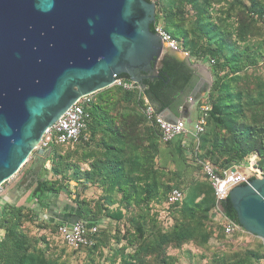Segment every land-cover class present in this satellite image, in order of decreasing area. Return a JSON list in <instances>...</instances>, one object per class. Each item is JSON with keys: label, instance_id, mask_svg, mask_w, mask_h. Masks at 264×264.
Instances as JSON below:
<instances>
[{"label": "trees", "instance_id": "obj_1", "mask_svg": "<svg viewBox=\"0 0 264 264\" xmlns=\"http://www.w3.org/2000/svg\"><path fill=\"white\" fill-rule=\"evenodd\" d=\"M153 1L156 23H161L178 41L182 51L198 60L207 59L211 65V88L197 103L208 104L210 110L196 149L190 137L187 148L179 138L161 142L158 130L147 122L141 108L146 96L159 110L176 109L160 99V91L167 87L164 73L169 78L176 75L171 63L177 60L165 58L160 76L144 80V91L113 85L94 93L86 107L90 113L88 140L77 143L78 147L83 143L81 159L89 162L87 170H81L77 163L62 164L70 152L77 153L76 149L62 155L64 145H52L51 171L59 178L38 182L31 196L42 205L46 195L64 191L71 200L65 223L84 220L88 228L97 226L95 235L87 234L94 239L92 245L74 248V251L84 248L91 258L90 264H97L92 258L94 251L110 238L112 227L121 232L120 238L125 243L116 249L118 255L110 259V264H172L173 257L166 253L170 245L178 248L192 242L206 253L210 238L223 239V218L221 222L211 218L216 199L209 181L204 173L203 177L190 179L183 172L187 171L188 151L198 169H201L199 161L206 160L221 168L246 166L250 156L256 154V164L264 171V79L249 72L264 57V40L263 45L255 47L247 43L249 35L258 34V26H264L260 18L264 14V0ZM233 16L238 17V22L232 32L228 20ZM151 29L154 31V24ZM183 70L180 90L190 85L189 69ZM165 149L170 154V163L165 162L175 168L161 165ZM69 166L73 173L68 176ZM71 180L79 184L72 193ZM90 186L100 190L97 197L83 196ZM173 189L179 190L182 197L167 204ZM162 204L167 205L173 221L166 230L155 224L158 212L154 206ZM222 207L223 211L219 209L218 213L238 223L228 197L222 201ZM22 208L12 207L13 220L0 222L4 233L0 239V264H58L55 259L43 263V252L36 251L35 244L44 237L30 236L21 229ZM26 210L29 219H37V212ZM104 218L109 221L106 230L97 225ZM60 224L53 226L58 230ZM234 237L243 243L230 247L221 257L213 256L209 264H264L260 238L245 231L235 233Z\"/></svg>", "mask_w": 264, "mask_h": 264}, {"label": "water", "instance_id": "obj_2", "mask_svg": "<svg viewBox=\"0 0 264 264\" xmlns=\"http://www.w3.org/2000/svg\"><path fill=\"white\" fill-rule=\"evenodd\" d=\"M155 15L153 0H0V185L30 159L31 169L46 166L52 147L41 146V137L78 98L121 75L144 91L167 55L180 60L183 52L166 48L151 29ZM207 77L175 110L162 108L163 119L191 123L189 109L210 90ZM227 197L242 229L264 245V174L235 185Z\"/></svg>", "mask_w": 264, "mask_h": 264}, {"label": "built area", "instance_id": "obj_3", "mask_svg": "<svg viewBox=\"0 0 264 264\" xmlns=\"http://www.w3.org/2000/svg\"><path fill=\"white\" fill-rule=\"evenodd\" d=\"M260 18L264 22V14H262ZM154 31L161 37L166 48L185 54L188 53L181 50L178 41L165 30L161 23H156L155 21ZM113 85L120 86L125 90L140 89L137 83L128 81L126 77L116 78ZM93 95L94 94H88L78 98L54 123L45 129L39 144L44 148H50L52 145L72 146L80 141H87L88 134L86 133V129L90 120V113L86 107L92 101ZM143 99L144 102L141 108L142 113L147 122L158 130L162 143L179 138L181 140V145L187 148L188 138L190 137L192 146L196 149L199 135L204 130L207 113L210 110L208 104L197 106L199 114L195 121L189 124L184 119H179L176 122H167L163 119L160 110L153 102L146 96H143ZM199 162L206 179L209 181L214 191L216 199V208L213 210L214 213H218L219 202L223 201L228 196L229 190L232 187L258 174H264V171L256 164V154L250 156L246 169L238 165L221 168L207 160ZM2 186L3 184L0 185V192L2 191ZM181 197L182 193L177 189H173L168 197L167 204L178 202ZM221 217L225 222L224 234L226 237H231L237 232H244L236 221L228 219L223 215ZM97 229V226L88 228L87 222L84 220H76L72 223L60 224L58 233L68 246L78 248L82 245H92L94 239L88 237L87 234L90 233L91 235H95ZM3 234V230L0 229V239L3 237Z\"/></svg>", "mask_w": 264, "mask_h": 264}, {"label": "rangeland", "instance_id": "obj_4", "mask_svg": "<svg viewBox=\"0 0 264 264\" xmlns=\"http://www.w3.org/2000/svg\"><path fill=\"white\" fill-rule=\"evenodd\" d=\"M216 7V6H215ZM230 23V27L229 29L231 30L232 28V32L236 29V24L238 22V17L237 16H233L232 18H230L229 20ZM258 34L256 33H252L249 35L248 37V44L252 45V46H257L259 43L262 44L261 41L264 40V26L259 25L258 26ZM256 30V31H257ZM255 32V31H254ZM264 46V45H263ZM179 57H182V53L178 54ZM204 63H207V59H203ZM249 72L257 77H260L262 79H264V57L258 62V64L254 67H250L249 68ZM194 109L196 112H194L195 114H199V109L197 107V104L194 105ZM82 144H79V147L77 146V143L74 145H64L61 146L62 150H61V154L65 155L66 152L68 151H72V149H76L77 153H73L70 152L69 156L65 159H62V164H65V161L68 163H77L80 166L81 170H87L89 168V162L87 161H82L81 159V149H82ZM164 144H163V148H164ZM56 147V146H55ZM71 147V148H70ZM57 148V147H56ZM166 151V153H165ZM190 151L187 152V159L188 160V166H187L186 170L187 171H183L185 176H187V178L189 177L190 179H194L197 177H203V171L202 169H198L197 167V162L192 161V159L190 158ZM50 157V156H49ZM163 158V159H162ZM162 159V160H161ZM161 165L164 164L169 166V167H173L175 168V165H170L168 163L170 160V154L169 152H167V149L164 150L162 156H161ZM167 162L168 160V163ZM34 159H30L28 160L19 170V172H17L15 174V176H13L11 178V181H14L16 184H21L20 181H22V178L26 175V177L29 175L30 176V171H31V165L33 163ZM191 161V162H190ZM84 164V166H88V168H83L82 169V165ZM47 169L45 167L40 168L39 167V171L38 173H36L34 175V177H38V176H44V174L46 175L47 172L52 174L51 171V164H48V161L46 159V164ZM66 166V165H65ZM163 166V165H162ZM248 167V165H242L241 168L246 169ZM183 170V167H182ZM29 173V174H28ZM73 173V168L72 166H69L68 169H66V174L69 176ZM31 181L26 180L24 183V186L20 187L21 188H28L29 186H31ZM6 182H4L5 184ZM76 185H74L73 183L69 182V188L70 191L72 193V189L73 187H75ZM91 187V186H90ZM32 188V186H31ZM34 186H33V190H34ZM33 190H31L33 192ZM22 191V190H20ZM84 193V192H83ZM96 194H98V192L96 191ZM21 195L18 196V198H20ZM13 198V196H12ZM18 198H16V200H13L11 198H9V202H6L5 204H1L0 203V222L2 219H8L9 221L13 220V215H14V211L12 209V207L14 208H18V207H23L21 205H19L18 203ZM69 199V196L67 194H65V201ZM12 201V202H11ZM162 206V208L166 211L164 214L160 215V213L158 212L157 218L158 221H155L156 226L161 227V229L166 230L171 228L173 221L172 218L169 217L168 211L165 204L160 205ZM155 207V211H156V205ZM165 207V208H164ZM154 209V208H153ZM26 208L23 207L22 208V217L20 219V226L21 229L28 233L30 236L33 237H44V240H38V242L35 244V249L38 252H43V263L48 261H52V260H56L58 264H90V257L88 256L87 251L83 248L80 249L79 251H74V248L68 246L64 240L62 239V237L59 235L57 228H55L53 226V224L49 223V222H45L44 220H37L36 217L32 219H29L26 216ZM40 211H44L43 208H40ZM154 212V211H153ZM157 212V211H156ZM222 215L218 214V213H212V219L217 220L219 222L222 221ZM108 220H105V218L103 220H100L97 225L99 227V229H108ZM41 225V226H39ZM120 228L121 225H119ZM5 230V228H4ZM111 231V236H109L110 238L108 240H106L102 245H100V249H97L94 251V256L92 257L95 262L97 264H110L111 262V258L114 255H118L116 249L118 247H120L121 245H123L125 242L124 240H122L120 238V233L121 232H115V227H112L110 229ZM247 233V232H246ZM119 239V240H117ZM250 241L252 240L251 237L248 238ZM247 241V242H250ZM243 243V241H241V239H237L233 236L231 237H226L224 236L223 239L217 240L215 237H212L209 239V246L210 249H208L206 251V253H204V250L198 249V247H196L195 245L192 244V242H186L184 244H182L180 247L176 248L172 245L168 246L166 248V253L167 255H170L173 257V261L172 264H209L211 261V258L214 256H223L226 254V251L230 248V247H237L240 246ZM117 259V257H116ZM118 260H116V263H118ZM156 264H162V263H156ZM171 264V262H170Z\"/></svg>", "mask_w": 264, "mask_h": 264}, {"label": "crops", "instance_id": "obj_5", "mask_svg": "<svg viewBox=\"0 0 264 264\" xmlns=\"http://www.w3.org/2000/svg\"><path fill=\"white\" fill-rule=\"evenodd\" d=\"M178 54H181V53H178ZM184 55H185V53L184 54L182 53V57H180V60L176 59L175 56L170 55V54L167 55V57H171V58H174L175 60H177L181 63H185V61H184L185 56ZM190 58H191V63L193 64V66L187 65L185 63L186 68L189 69V79H190V85L184 86L182 89V90H184L185 93H188L191 90V88L197 84V82L199 81V77H202L205 80H208L209 78L207 77V74L209 75V73H210L211 78L213 79V75H212V71H211V65L209 64L208 61H207V63H204L203 60H198V59H195L194 57H191V56H190ZM198 63H203L207 67L209 72L205 71V69L203 67H200ZM212 82H213V80H212ZM203 83H204V81L199 82V84H198V90L201 92V94H203V92L201 91L202 87H203ZM206 94L202 98H204L206 96ZM177 106H176V108H177ZM194 112H196L194 107H191L189 109V113H188L191 122H194L196 117L198 116V114L197 113L195 114ZM52 154H53V148H52L50 157L47 158L49 165L51 164ZM81 165H82V169H83L85 166H84V164H81ZM45 168L47 169V166ZM85 168H88V166H86ZM47 178L57 179L59 177L47 172V174L46 175L44 174V176H38V177L33 178L32 182H31V183H33V184H31L32 188H31V186H29L28 188L25 187V188H21V189H20V187L24 186V183H22V181H20L21 182L20 185L16 184L14 181H11V178H10L8 181H6L5 184L3 183L2 191L0 192V203L5 204L6 202H9L8 201L9 198H11L12 200L14 198V200H16V198H18V196L21 195V197L17 199L19 202L18 204L25 207L26 209L33 211V212H37V220L43 219L44 223L49 222L53 225L57 224V223H59V224L65 223L66 214L70 211V204L69 203L71 200L67 199L65 201L64 191H63V193H60L58 195H46L44 197L45 198L44 204H42V205H39L37 199L32 198V196H31L32 195L31 190H33V186L35 187L38 182L43 181L44 179H47ZM70 182L73 183L74 185H76L75 187H73L72 190H75L76 187L79 185V184L77 185V182L74 180H71ZM20 190H22V191H20ZM96 191L98 192V194H96ZM99 193H100L99 189L91 186L85 190L83 196H85L87 198H90V197L95 198L99 195ZM12 196H13V198H12ZM40 208H43L44 211L43 212L40 211ZM156 211L159 212L160 215H162L166 212L162 208V206H160V205H156ZM238 239H240V238L238 237Z\"/></svg>", "mask_w": 264, "mask_h": 264}, {"label": "flooded vegetation", "instance_id": "obj_6", "mask_svg": "<svg viewBox=\"0 0 264 264\" xmlns=\"http://www.w3.org/2000/svg\"><path fill=\"white\" fill-rule=\"evenodd\" d=\"M171 59H172L171 57H167L166 60H171ZM162 65L163 64H161V66L158 68V70L162 67ZM171 65H172L173 69H175L176 75L174 76V78L170 77L169 79H167V82H166L167 87L160 91V94H161L160 99H161V101L169 102L173 107H175L183 101V96L187 95V93H185L184 90H182V89L180 90V87H179L184 82L183 77L181 75L185 72V70H183V69H187V68H186L185 63H181L179 61H177V62L172 61ZM39 170L40 169H39L38 165H35L30 171L31 172L30 176L28 175L27 177L24 176L22 178V183L28 179H29V181L33 180L34 175L36 173H38Z\"/></svg>", "mask_w": 264, "mask_h": 264}]
</instances>
